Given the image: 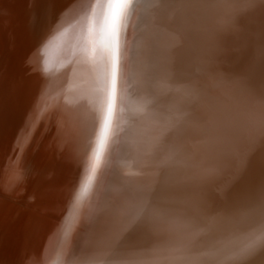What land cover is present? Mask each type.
I'll use <instances>...</instances> for the list:
<instances>
[{"label": "bare ground", "instance_id": "obj_1", "mask_svg": "<svg viewBox=\"0 0 264 264\" xmlns=\"http://www.w3.org/2000/svg\"><path fill=\"white\" fill-rule=\"evenodd\" d=\"M36 120L39 132L14 165ZM195 126H205L199 138L190 137ZM255 162L264 164V0L0 6V195L19 203L11 242L28 229L16 263L46 258L76 191L63 264H101L107 245L93 262L95 252L138 212L185 207L180 189L198 195L204 181Z\"/></svg>", "mask_w": 264, "mask_h": 264}, {"label": "water", "instance_id": "obj_2", "mask_svg": "<svg viewBox=\"0 0 264 264\" xmlns=\"http://www.w3.org/2000/svg\"><path fill=\"white\" fill-rule=\"evenodd\" d=\"M4 1H0V6ZM115 72L114 69V74ZM115 78L114 76L113 82ZM218 80L214 82L215 87L217 86V91H223L224 83H219ZM196 103L198 109L200 102ZM48 108L44 109V113ZM186 110L187 116H194L188 107ZM39 121L36 120L35 125L30 128L27 141L24 140L25 145L16 147V155H11L14 165L24 162L39 132ZM206 125L208 126V122ZM203 128H192L190 137L199 138ZM87 138L81 163L85 162V157L89 154L90 144L94 140V129ZM249 166V169H245V174L232 172L229 177L223 173L218 180L211 181L217 183L214 187L210 185L211 182L204 181L203 185H200L198 195H192L190 188L180 189L182 200L189 206L159 207L153 212H138L136 223L117 228L115 239L107 240L102 245L100 243L101 246L99 245L92 261L96 262V256L101 254L99 250L107 245L100 257L101 264H264V164L255 162ZM188 173L193 172L188 170ZM178 182L176 180L175 184ZM175 184L173 188L178 189L180 184ZM77 196L76 191L75 195H72L68 215L52 239L50 249L45 252L46 258L38 248L39 257L31 259L27 264H43L46 260L50 261V264H63L66 242L75 219L73 211L77 208ZM0 199V221H6L5 227L0 229V249L3 254L0 264H18L12 259L16 254L12 251L17 245L27 243L26 238L21 239V235L27 233L28 229L23 227L17 231L19 240L13 239L11 242L16 230H12L11 221L8 224V219L19 203L12 199L11 195H0ZM40 245L41 242L37 238L36 242H31L28 250L36 251ZM70 256L68 255L67 259Z\"/></svg>", "mask_w": 264, "mask_h": 264}]
</instances>
